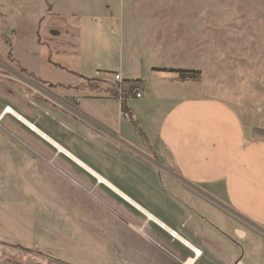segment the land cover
Returning a JSON list of instances; mask_svg holds the SVG:
<instances>
[{"label": "crops", "instance_id": "0c3cea01", "mask_svg": "<svg viewBox=\"0 0 264 264\" xmlns=\"http://www.w3.org/2000/svg\"><path fill=\"white\" fill-rule=\"evenodd\" d=\"M85 2L69 15L59 12L49 18L65 19L55 38L60 58L77 62L73 68L79 78L72 82L41 76L39 66L14 50L16 36L10 44L4 42L23 74L58 86L43 90L45 100H32L36 106L31 111L1 103L0 141L21 165L26 188H52L51 203L68 207L65 215L72 224L87 227L86 234H69L70 243L58 247L60 253L69 250L117 264H184L196 255L170 235L175 231L202 252L194 264H230V259L221 258L223 246L243 257L235 264H246V252L250 259L261 255L264 264L260 245L249 242L251 235L259 236L240 232L231 218L264 228V140H248L249 132L228 104L191 97L187 82L167 71L190 69L175 59L169 64L166 57L171 52L175 58L173 50H179L175 30H190L192 25L175 26L173 0ZM192 27L206 30V24ZM109 49L115 52L111 64L103 55ZM158 55L159 61H153ZM116 71L144 86V95H131L126 104L133 121L125 118L123 103L111 95L109 81ZM153 80L159 86L157 95ZM145 96L144 104L136 105ZM6 106L30 124V115H36L42 125H34L54 142L30 132L29 124L7 111L2 115ZM153 153L164 160L166 169L147 160ZM169 172L185 187L168 178ZM109 184L172 230L150 219ZM38 246L57 248L41 242ZM188 249L193 255L183 258Z\"/></svg>", "mask_w": 264, "mask_h": 264}, {"label": "rangeland", "instance_id": "374dc122", "mask_svg": "<svg viewBox=\"0 0 264 264\" xmlns=\"http://www.w3.org/2000/svg\"><path fill=\"white\" fill-rule=\"evenodd\" d=\"M85 1L0 0V35L4 29H14L17 40L14 50L29 63L39 66L41 76L50 80L72 82L79 78L73 68L77 62L60 58L55 38V32L66 25L65 19H61L59 15L51 20L49 18L53 16L51 14L59 12L69 15L77 6L83 7ZM173 2L172 20L175 26L182 23L193 26L200 23L206 24V30L192 29L196 28L192 26L190 30H175L174 45L179 50H173L175 56L173 59L171 52H168L167 62L173 63L175 59L177 63L180 61L178 64L181 67L199 70L200 74L196 79L185 80L191 97L223 100L241 118L249 132L248 140H264V0H173ZM149 17L152 16L149 14ZM102 47L106 48L105 45ZM109 50L106 53L103 51V55L111 64L115 52L113 49ZM127 51L128 48L126 53ZM10 53L7 45L1 41L0 104L12 102L31 111V108L36 106L32 100H45L46 97L35 88L29 87L27 81L41 90L50 92V87L58 86L50 82L42 83V79L39 80L31 74H23L22 68ZM159 59V55L153 56V61ZM146 76L149 77L148 74ZM154 81L153 94L157 95L159 86L157 81ZM109 82L111 84V81ZM130 87L126 85L122 93L121 102L125 105L128 99H131ZM142 87L144 89L143 84ZM111 90V95L118 98L117 91L113 87ZM146 90L150 94L149 87ZM27 96L31 99L29 100ZM145 98L146 96L138 100L136 105H143ZM50 104L54 105L52 101ZM126 107L128 108L127 105ZM35 116L30 115L33 124L42 125ZM42 127L45 129L44 125ZM28 129L32 132L30 127ZM131 130L134 131L132 127ZM2 135L0 132L1 138ZM7 150L8 145L0 141V251L12 259L41 260L42 264H74L72 261L78 264H117L103 260L100 256L70 253L69 250L67 254L60 253V246L63 248L70 243L69 234H86L84 228L87 227L72 224L73 222L65 215L68 207L66 210L65 207L54 206L51 203L54 196L52 188L45 191H38L34 187L26 188L23 183L22 167L17 160L6 154ZM54 159L53 156L51 160ZM147 160L156 168L167 167L164 160L155 153L147 157ZM165 171L167 170H163ZM170 174L168 178L185 185L177 176ZM218 209L222 210L220 207ZM224 210L229 212L227 209ZM227 212L225 213L229 215ZM220 214L227 220L228 217L224 213ZM231 218L240 232L249 234L248 231H251L260 237L251 235L249 242L259 244L264 252V228L252 225L242 218L234 216ZM40 242L57 248L39 247ZM237 243L240 245L239 240ZM25 246L31 247L29 250L31 254H27L26 249L20 251ZM186 255L193 253L188 249L183 258ZM243 255L246 264H262L261 255L252 259L247 252ZM221 258L223 262L230 259V264H235L243 257L223 246Z\"/></svg>", "mask_w": 264, "mask_h": 264}, {"label": "built area", "instance_id": "2783aa9c", "mask_svg": "<svg viewBox=\"0 0 264 264\" xmlns=\"http://www.w3.org/2000/svg\"><path fill=\"white\" fill-rule=\"evenodd\" d=\"M16 36V33L14 30H4L1 32L0 35V42L4 41L8 44L11 43V41L14 40ZM111 87H113V89H115L117 92L116 96L120 99V101H122V93L123 90L125 88V86L127 85L125 78L122 76V74L119 71L113 72L111 75ZM16 78V76L14 77ZM18 78V77H17ZM27 84L29 85V87L31 88H35V90L41 94H44L43 90L37 88L36 86H34L31 82L27 81ZM130 90V94L135 97V98H141L144 95V89L142 87V84L140 82H134L131 84V87L129 88ZM46 98H48V95L44 94ZM77 101H79V99H77ZM9 106H6L2 112V115H4L6 113V111L8 110ZM123 114L125 116V118H129L131 119V115L129 114V112H124ZM34 124H32L30 127L31 130H33L34 128ZM170 235L172 237H176V232H171ZM195 254V252H194ZM196 255V254H195Z\"/></svg>", "mask_w": 264, "mask_h": 264}, {"label": "bare ground", "instance_id": "6f19581e", "mask_svg": "<svg viewBox=\"0 0 264 264\" xmlns=\"http://www.w3.org/2000/svg\"><path fill=\"white\" fill-rule=\"evenodd\" d=\"M7 113H10L12 115H14L16 118H18L19 120L25 122V124H29V121L26 120L23 116H21L19 113H17L12 107H8V110H7ZM32 125V124H31ZM30 125V126H31ZM33 130L39 134H42L43 136H45L46 138H48L49 140L53 141L52 139H50L48 136H46L40 129H38L36 126H34ZM54 142V141H53ZM60 150H64L67 154H70L68 151H66L62 146H59ZM71 157L73 158H76L75 156L73 155H70ZM78 160V159H76ZM82 166L90 169L86 164H84L83 162H81L80 160H78ZM92 171V170H90ZM94 172V171H93ZM94 174H96L94 172ZM98 177L101 179V180H105L104 178H102L101 176L98 175ZM106 181V180H105ZM107 182V181H106ZM111 186V188H113V190H115L116 192L118 191L119 193H121L127 200H129L130 202H132L135 206H137L139 209L142 210V212H144L145 214H147V216L152 219V220H155L157 221L163 228H165L166 230H172L170 229V227H168L165 223H163L161 220L157 219L156 217H154L150 212H148L147 210H145L143 207H141L139 204H137L136 202H134L132 199H130L127 195H125L124 193L121 192V190L119 191L115 186L109 184ZM109 187V186H108ZM110 188V187H109ZM119 195V194H118ZM122 196V197H123ZM172 232H175V231H172ZM176 238L181 240L182 243H184V245H186L187 247H189L192 251L195 252L196 254V257H190L188 258L184 264H194V262L200 257L202 256V252L199 251V249L194 246L193 244H191L189 241H187L186 239H184L183 237H181V235H179L177 232H176Z\"/></svg>", "mask_w": 264, "mask_h": 264}, {"label": "trees", "instance_id": "16d2710c", "mask_svg": "<svg viewBox=\"0 0 264 264\" xmlns=\"http://www.w3.org/2000/svg\"><path fill=\"white\" fill-rule=\"evenodd\" d=\"M167 71H171V72H176L179 74V77L183 80H186V79H196L199 74H200V71L199 70H193V69H169ZM126 83H127V86L130 87V84L134 83V82H141V80L139 79H135V80H125ZM123 108V111L124 112H129L128 108L126 107L125 104H123L122 106ZM131 121H133V119L131 118Z\"/></svg>", "mask_w": 264, "mask_h": 264}, {"label": "flooded vegetation", "instance_id": "af4514ba", "mask_svg": "<svg viewBox=\"0 0 264 264\" xmlns=\"http://www.w3.org/2000/svg\"><path fill=\"white\" fill-rule=\"evenodd\" d=\"M26 249L27 250V254H31V252L29 250H31V247H24L23 249H20L21 250H24ZM0 264H42V261L41 260H38V261H30L28 260V258L24 261L22 260H17V259H12V257L4 254L3 251H0Z\"/></svg>", "mask_w": 264, "mask_h": 264}]
</instances>
